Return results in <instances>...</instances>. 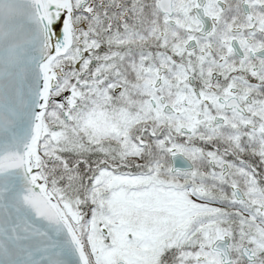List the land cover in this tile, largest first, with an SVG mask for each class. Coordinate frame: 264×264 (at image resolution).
<instances>
[{
	"label": "snow or ice",
	"instance_id": "1",
	"mask_svg": "<svg viewBox=\"0 0 264 264\" xmlns=\"http://www.w3.org/2000/svg\"><path fill=\"white\" fill-rule=\"evenodd\" d=\"M0 264H264V0H0Z\"/></svg>",
	"mask_w": 264,
	"mask_h": 264
}]
</instances>
